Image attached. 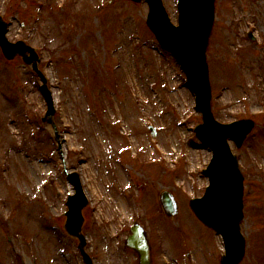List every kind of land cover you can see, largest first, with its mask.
Returning <instances> with one entry per match:
<instances>
[{"label": "rangeland", "instance_id": "obj_1", "mask_svg": "<svg viewBox=\"0 0 264 264\" xmlns=\"http://www.w3.org/2000/svg\"><path fill=\"white\" fill-rule=\"evenodd\" d=\"M162 2L176 23V0ZM147 11L143 0H0L8 38L40 54L62 139L61 154L41 120L38 76L0 54V264H84L62 229L71 171L90 202L83 231L94 264H137L124 247L134 219L154 264H219L221 237L189 206L208 184L211 151L194 132L201 114ZM206 60L215 118L256 121L241 147L230 146L244 176L239 264H264V0H215ZM163 190L175 215L160 205Z\"/></svg>", "mask_w": 264, "mask_h": 264}, {"label": "water", "instance_id": "obj_2", "mask_svg": "<svg viewBox=\"0 0 264 264\" xmlns=\"http://www.w3.org/2000/svg\"><path fill=\"white\" fill-rule=\"evenodd\" d=\"M146 1L149 5L146 22L160 44L176 57L185 70L188 82L197 96V108L203 113L204 123L196 127L197 134L214 152L213 160L206 170L210 175L211 184L203 198L191 202V208L202 222L221 233L225 243V254L221 256L220 264H238L245 250V239L240 231V221L243 218L242 175L238 170L235 156L229 151L226 138L231 137L240 145L254 123L247 119L231 124H220L214 120L210 111V85L205 49L213 24L214 0H178L177 26L170 22L161 0ZM6 29L7 22L0 16L1 51L7 60H12L19 54L22 60L39 74L43 81L41 88L48 102V109L42 119L51 126L54 139L60 148V135L53 119L55 109L52 95L46 77L38 69L39 56L26 42L9 41L5 35ZM69 177L74 183L76 193L68 197V211L63 228L68 235L78 239V248L85 263L92 264L91 257L85 250L86 239L82 232L84 223L82 212L87 204V198L78 174L73 172ZM161 200L168 214L175 213L170 195L164 192ZM125 245L136 252L138 264H153L151 246L145 231L138 223L131 227Z\"/></svg>", "mask_w": 264, "mask_h": 264}, {"label": "bare ground", "instance_id": "obj_3", "mask_svg": "<svg viewBox=\"0 0 264 264\" xmlns=\"http://www.w3.org/2000/svg\"><path fill=\"white\" fill-rule=\"evenodd\" d=\"M193 154L197 157L200 153L197 150H193Z\"/></svg>", "mask_w": 264, "mask_h": 264}]
</instances>
